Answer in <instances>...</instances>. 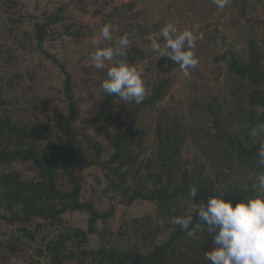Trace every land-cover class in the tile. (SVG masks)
<instances>
[{
    "label": "trees",
    "instance_id": "1",
    "mask_svg": "<svg viewBox=\"0 0 264 264\" xmlns=\"http://www.w3.org/2000/svg\"><path fill=\"white\" fill-rule=\"evenodd\" d=\"M74 2L83 12L90 11L83 0L61 1L52 11L27 13L34 20L29 31L17 25L25 16L21 0H0L12 23L5 19L0 23V105L12 103L11 93L18 86L25 96L36 86V70H28L33 81L29 83L23 73L12 69L19 51L7 43L12 36L23 33V49L32 40L30 50H41L64 73L56 88L64 107L52 98L38 103L31 94L26 100L35 102L42 118L0 115V224L10 229L0 234V264H210L204 252L215 247L214 234L207 232L206 225L201 231L196 227L200 204L222 193L233 206L255 196L258 173L264 171L257 163L264 133L250 136L253 127L264 124V47L252 36L247 1L230 0L234 15L230 24L247 18V46L238 52L235 43L229 44L215 55L217 62L227 65L226 94L220 97V88L216 92L210 88L196 97V108L189 104V116L181 106H162L175 78L154 70L153 59L142 73L138 65L147 54L136 43L129 45L123 59L142 73L150 90L139 105L106 95L101 85L107 68L97 70L93 63L76 62L69 69L44 49L46 42L64 35L80 44L102 25L115 26L112 41L96 44L89 50L91 55L97 47L115 46L124 33L133 41L157 28L148 30L136 20L144 11L136 12L134 0L89 1L97 4L92 16L99 19L93 24L66 13ZM215 40L221 46L228 44L225 35ZM119 59L114 57L108 66ZM83 91L86 94L78 95ZM86 167L96 168L89 173L95 183H86ZM103 178L106 186L100 191L96 185ZM193 187L194 198L189 195ZM137 201L153 203L154 211L124 221L117 239L125 242L112 243L108 226L116 206ZM70 211L87 212V226L66 222L64 215ZM173 217H191L189 230L173 225ZM93 235L99 237L97 246L92 245Z\"/></svg>",
    "mask_w": 264,
    "mask_h": 264
},
{
    "label": "rangeland",
    "instance_id": "2",
    "mask_svg": "<svg viewBox=\"0 0 264 264\" xmlns=\"http://www.w3.org/2000/svg\"><path fill=\"white\" fill-rule=\"evenodd\" d=\"M40 1V4H38ZM61 1L67 0H21L23 4L22 12L25 13L23 19L17 22V25L21 29H28L32 31L33 19H30L26 14H41L43 10H54ZM88 3L90 8L89 12H83L78 6L74 4L68 9L67 14H75V18L78 20L93 24L99 19L98 17H93L92 12L97 7L96 3H89L92 0H83ZM114 3L120 4L129 0H113ZM137 1L136 12L143 10L141 14H138L136 20L142 24H146L150 30L154 25H157L155 32L148 33L145 36L130 40V45L136 43L146 51L147 58L140 62L138 69L144 73L145 67L149 64L150 59L155 62L154 70H161L165 73L174 76L175 83L171 89L170 95L162 103V106H167L169 108L177 107L183 108L188 116L189 104L192 103V107L196 108L195 101L196 97L202 93H206L212 88L213 91L219 90V95L222 97L226 94L228 88L227 82V65L224 61L217 62L215 60V55L223 53L229 44L235 43V48L238 52H242L244 46L248 44V34H246L247 25L245 21L249 18L253 22L252 33L253 38L258 39L259 45L264 47V42L262 41L264 32V0H246L245 4L247 7V18H236L234 25L230 24L232 15V3H229L223 9L217 8L210 0H134ZM189 4V5H188ZM0 7L2 16H0V23L5 21L8 24H12L6 17L8 14H4ZM169 22L175 23L177 27L181 30L188 29L193 32L196 36H201L202 39L196 41V47L193 49L197 57L199 55V65L195 69H190V76L185 77L179 68L178 64L169 60L167 57L157 58V54L153 52L151 48L150 37L160 39L163 43L162 38H160V29L164 27ZM59 25V24H58ZM58 27V26H57ZM116 27L113 26L112 34H115ZM225 35L227 37L228 44L226 46H221L219 42L215 40V37H220ZM245 35V36H244ZM17 37H11L8 40V44L13 48L19 49L18 59L13 61L12 69L19 70L25 75V78L29 83H32L28 70L37 71L35 85L33 89H30L26 94L27 98L35 95L38 99V103L44 102L48 98H52L59 104L60 107H64V101L60 98L57 91V87L61 85L64 73L60 70L59 66L46 57L41 50L35 47L34 50H30V44L32 40H27L26 49H23L20 45V40L24 41L25 35L19 33ZM3 37L0 39L2 40ZM213 38V39H212ZM14 40L15 42H12ZM103 38L100 36V30L97 34L88 37L83 40L80 44H76L73 38L69 35H64L62 38L48 41L44 44V49L49 50L51 53L56 54L61 61H65L69 67L72 69V65L76 62L81 63H93L90 59L91 55L89 50L95 47L96 44L101 43ZM34 43V42H33ZM108 63V62H107ZM1 70L3 66L0 67ZM219 74V76H217ZM144 79V78H143ZM12 92V91H11ZM32 94V95H31ZM86 94L85 91L79 92L78 95ZM8 96V94H6ZM10 96V95H9ZM26 96L21 93V87L18 86L16 90L11 93L10 100L12 103L0 105V115H11L14 118H25L29 117H43L38 109L34 107V101L26 100ZM34 100V99H33ZM17 101V102H15ZM191 101V102H189ZM181 106V107H180ZM17 107V108H16ZM26 107V110H24ZM28 108V109H27ZM198 110V108L196 109ZM95 167H86L85 173L88 174L85 181L87 184L95 183L94 176L89 175L95 171ZM102 175V172H101ZM98 189H102L106 186V180L103 178L101 185H96ZM101 191V190H100ZM91 194V190H89ZM109 204L105 202L104 207L106 208ZM154 211L153 203L149 201H137L132 205L118 204L116 206L115 213L109 220L108 230L112 232L111 241L116 245H122L125 240L117 239V232L120 230V225L124 221L130 222L131 219L135 217H142L147 213ZM87 212L84 211H73L68 212L64 215V220L71 225L75 226H87ZM4 225V224H3ZM0 224V234L1 231H10L9 228ZM99 226L102 227L101 221ZM163 236V235H162ZM4 239L8 237V233L2 236ZM127 239V237H124ZM92 245H99L98 235H93ZM128 244H126L127 246ZM8 264H20L19 262H11ZM40 264H49L46 261H42Z\"/></svg>",
    "mask_w": 264,
    "mask_h": 264
},
{
    "label": "clouds",
    "instance_id": "3",
    "mask_svg": "<svg viewBox=\"0 0 264 264\" xmlns=\"http://www.w3.org/2000/svg\"><path fill=\"white\" fill-rule=\"evenodd\" d=\"M219 9L225 8L229 0H212ZM113 25L104 24L100 28V36L104 41H112ZM160 39L150 37L151 48L157 58L167 57L178 64L185 77L190 76V69L199 65V58L193 49L196 41L202 39L188 29H179L175 23L169 22L160 29ZM129 34L124 33L115 42V46L97 47L91 54V61L97 70L107 68V78L102 82V89L108 96L118 97L126 104H141L150 94L142 73L123 59L129 48ZM120 57L112 66L107 62ZM264 133V124L253 127L250 136L257 137ZM260 166H264V143L257 151ZM256 195L245 198L233 206L230 200L224 199V193L208 197L207 203H201L198 210L199 223L196 227L206 225L207 232L213 235L215 247L204 252L210 264H264V171L258 173L257 184L254 185ZM189 195L194 198L197 189L193 187ZM191 217H173L171 223L184 230H189ZM188 231V235H192Z\"/></svg>",
    "mask_w": 264,
    "mask_h": 264
}]
</instances>
